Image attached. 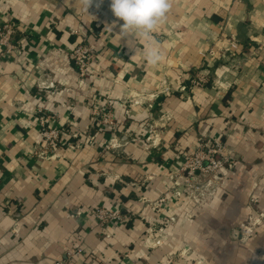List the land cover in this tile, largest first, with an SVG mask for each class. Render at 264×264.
<instances>
[{"label": "crops", "instance_id": "1", "mask_svg": "<svg viewBox=\"0 0 264 264\" xmlns=\"http://www.w3.org/2000/svg\"><path fill=\"white\" fill-rule=\"evenodd\" d=\"M96 2L0 0V22L28 41L10 55L0 45V264H56L78 248L72 264L191 249L204 264H264V0H171L158 66L117 35L110 0ZM84 39L97 53L85 78L69 57ZM47 119L64 132L53 159L38 154ZM217 142L235 165L192 201L175 188L179 167ZM101 207L130 221L100 227Z\"/></svg>", "mask_w": 264, "mask_h": 264}, {"label": "built area", "instance_id": "2", "mask_svg": "<svg viewBox=\"0 0 264 264\" xmlns=\"http://www.w3.org/2000/svg\"><path fill=\"white\" fill-rule=\"evenodd\" d=\"M16 25L11 20L0 22V45L2 46L4 55L14 54V51L27 43V40L24 38V35L26 36L25 32H21ZM69 57L78 68L81 77H85L88 74L89 69L97 58L95 49L87 43L86 40H82L78 43ZM193 84L195 86H204L205 80L196 78ZM95 115L99 117L100 123L102 124L108 126H113L115 124L111 112L96 111ZM42 121L40 153L38 154L43 157L49 156L53 159L56 157L64 132L60 128L46 127L47 123H49L48 119ZM70 136L77 139L79 134L73 133L72 135L70 134ZM68 147H72L71 142L68 143ZM234 165L235 159L233 155L226 152L221 142H217L214 143L213 148L205 147L200 149L195 157L187 163L184 169L186 181L190 179L195 180L200 175L205 178L214 177L221 170L225 168L232 169ZM196 189L198 190L199 187ZM95 217L100 227H105L114 222L130 221V218H123L120 213H113L102 207L96 209ZM82 253V248H78L69 252L66 260L59 261L56 264H72L74 256Z\"/></svg>", "mask_w": 264, "mask_h": 264}, {"label": "clouds", "instance_id": "3", "mask_svg": "<svg viewBox=\"0 0 264 264\" xmlns=\"http://www.w3.org/2000/svg\"><path fill=\"white\" fill-rule=\"evenodd\" d=\"M93 2L94 0H80L85 12H88ZM102 3L103 0H97L96 7L98 8ZM171 7V0H110L113 15L123 21L117 35L121 40L127 41L129 48L135 51V55L142 53L148 65L158 66L165 59L155 41V33L166 19ZM111 26L113 28L115 23Z\"/></svg>", "mask_w": 264, "mask_h": 264}, {"label": "rangeland", "instance_id": "4", "mask_svg": "<svg viewBox=\"0 0 264 264\" xmlns=\"http://www.w3.org/2000/svg\"><path fill=\"white\" fill-rule=\"evenodd\" d=\"M12 21L16 25V22L14 20H12ZM16 27H17V25H16ZM24 38L27 40V36H24ZM84 41H85V39H84ZM80 42L81 41H79V43ZM233 48H236V45ZM96 56H97V53H96ZM85 77H83V78H85ZM213 146H214V143L206 144V145L203 144V146L198 147L193 153H191L185 159L182 166L179 167L178 174H179V177L181 178V181L179 180L180 182L178 183V185L175 188L176 189L182 188L183 190L188 191L187 194H193V196L191 197L192 201L197 202L198 194H200L202 191H204L205 185H207L208 188L213 185L212 184L213 183V177H210V178L208 177V180L206 181V183L200 181L199 177H197L195 180L190 179L189 181H186L184 169L186 168L187 163L190 162V160L195 157V155L199 152L200 149L205 148V147L213 148ZM197 187H199L198 190L196 189ZM187 199H188L187 197L183 198V196L178 197L176 199V205L178 207L182 206L186 202ZM188 253H190L191 256H172L169 259L162 260L160 264H204L205 263L204 257L199 255V254H196V253H198L196 250L191 249L190 252H188ZM188 253H186V254H188ZM194 254H195V256H193ZM188 259H190V260H188Z\"/></svg>", "mask_w": 264, "mask_h": 264}]
</instances>
